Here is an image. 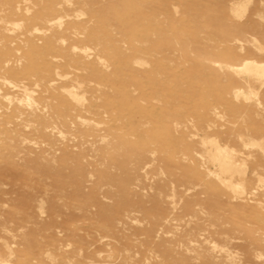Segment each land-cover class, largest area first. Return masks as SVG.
I'll return each instance as SVG.
<instances>
[{
	"label": "rangeland",
	"instance_id": "1",
	"mask_svg": "<svg viewBox=\"0 0 264 264\" xmlns=\"http://www.w3.org/2000/svg\"><path fill=\"white\" fill-rule=\"evenodd\" d=\"M243 64L264 0H0V264H264Z\"/></svg>",
	"mask_w": 264,
	"mask_h": 264
},
{
	"label": "bare ground",
	"instance_id": "2",
	"mask_svg": "<svg viewBox=\"0 0 264 264\" xmlns=\"http://www.w3.org/2000/svg\"><path fill=\"white\" fill-rule=\"evenodd\" d=\"M243 66H244V70L246 72L254 74L256 76H261V77L264 78V66L263 67H256V66L253 67V65H251V64H246V65L243 64ZM218 153H221V151L218 150ZM220 158H221V156H219V155L215 156V160L218 161L221 164L222 168H224L226 171H227V169H232L233 168V165L230 162H227L226 160H223L222 162H220ZM225 158H227V156H225ZM228 158H229V156H228Z\"/></svg>",
	"mask_w": 264,
	"mask_h": 264
}]
</instances>
